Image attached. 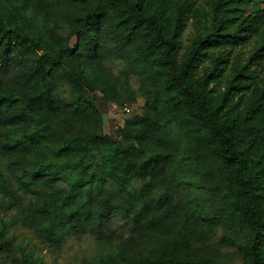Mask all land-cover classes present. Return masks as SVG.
<instances>
[{
  "label": "trees",
  "instance_id": "1",
  "mask_svg": "<svg viewBox=\"0 0 264 264\" xmlns=\"http://www.w3.org/2000/svg\"><path fill=\"white\" fill-rule=\"evenodd\" d=\"M195 1L0 0V189L18 197L10 173L36 197L23 222L47 235L97 226L112 246L113 232L101 226L121 214L142 259L163 248L157 225L173 185L196 163L194 150L173 157L175 124L194 149L204 144L220 161L215 210L246 229V264H263L264 126L256 122L264 116V0H213L209 21L181 52ZM55 7L75 9L60 39L44 32ZM104 51L144 59L156 84L151 106L116 136L103 132L96 104V90L108 88L95 69ZM25 54L23 70L2 75ZM198 217L181 215L173 236H185ZM29 256L21 264H32Z\"/></svg>",
  "mask_w": 264,
  "mask_h": 264
},
{
  "label": "rangeland",
  "instance_id": "2",
  "mask_svg": "<svg viewBox=\"0 0 264 264\" xmlns=\"http://www.w3.org/2000/svg\"><path fill=\"white\" fill-rule=\"evenodd\" d=\"M212 1H195L197 13L186 21L180 35L181 52L209 21ZM244 5L252 8L257 3ZM74 13L75 9L71 7L52 8L50 16L46 17L44 32L56 39L66 37ZM29 56L25 54L18 62L3 67L2 75L11 76L13 71L23 70ZM95 69L108 85L106 91L96 90L102 130L116 136V129L124 125L126 119L143 114L145 107L151 106L150 91L156 88V84L149 74L147 62L132 52L118 54L104 51L100 53ZM67 90L64 83L57 85V92L63 98L67 97ZM256 125L264 126V116L257 120ZM171 128L173 157L183 158L194 150L196 163L192 175L185 172V180L173 185L171 198L166 204L168 214L157 225L159 228L156 230L163 233V248L153 250L142 259L143 248H137L129 238L132 224L121 214H112L101 226L102 230L113 232L112 246L99 239L97 226H85L81 231L65 235L44 234L35 226H29L25 219L23 222L22 211L32 213L37 199L32 193L19 189L9 173L18 197L13 198L0 189V228L3 223L7 224L2 229L3 235L0 232V264H21L26 255H30L28 259L32 264H117L121 257H126L123 264H246V229L215 210L212 188L220 183V161L211 156L204 144L194 149L175 124ZM1 167L6 170L2 163ZM191 213H200L203 217H198L201 223H193L192 219L185 236H173L172 226L177 219Z\"/></svg>",
  "mask_w": 264,
  "mask_h": 264
}]
</instances>
